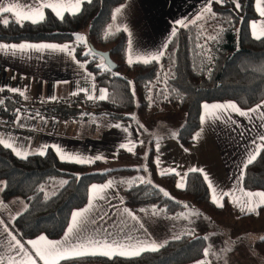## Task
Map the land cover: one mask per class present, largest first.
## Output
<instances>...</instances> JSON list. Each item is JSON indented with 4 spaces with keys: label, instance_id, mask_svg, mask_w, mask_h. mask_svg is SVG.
Segmentation results:
<instances>
[{
    "label": "trees",
    "instance_id": "trees-1",
    "mask_svg": "<svg viewBox=\"0 0 264 264\" xmlns=\"http://www.w3.org/2000/svg\"><path fill=\"white\" fill-rule=\"evenodd\" d=\"M123 1L84 2L78 14L65 13L63 19L45 9L44 22H25L23 26L12 22L15 17L10 13L0 15V41H76L75 56L85 61L95 83L108 91L106 100L89 102L77 97L50 106H36L40 115L50 110L66 119L95 114L126 121L133 119L129 114L132 111L140 117L147 111L160 116L167 107H173L183 114L174 138L186 147L199 127L202 103L231 101L241 109H249L264 100V39H254L249 31V21L258 16L254 0H240V9L232 0L213 2L211 7L216 15H206L203 19L208 28H213L212 35L203 33L200 20L188 23L187 27L177 26L176 35H171L166 42L167 48L162 49L165 55L160 61L147 65L133 63L131 66L125 59V32L110 28L113 12ZM3 19L10 23L5 26ZM82 33L84 43L77 39V34ZM89 44L95 49L108 51L116 63L115 68L109 69L98 54H88ZM26 108L34 106L24 105L20 115ZM0 110L16 111L14 106H0ZM29 123L34 128L33 123ZM118 154L126 152L119 151ZM110 163L106 160L90 164L70 163L58 159L51 149L43 156L35 153L21 159L11 149L0 145L1 197H18L25 201V207L12 221V230L23 241L37 234L58 237L67 226L71 212L85 203L89 184L110 176L115 178V186L125 205L137 216L148 211L154 214L160 209L167 216L177 218L185 207H195L211 219L233 215L228 199L224 198L222 208L212 202L200 172H187L183 189L176 187L174 174H158L151 144L144 156L143 167L142 164L139 168L117 167ZM135 171L148 175L149 179L143 183L135 180L123 184V177ZM54 180L59 184L52 187L50 183ZM241 184L246 190L264 191V151L253 164L244 167ZM161 189L169 196H165ZM263 209L259 208L258 213ZM254 214L242 216L253 218ZM177 237L180 238L162 242L164 247L158 252H145L139 257L86 256L63 260L60 264H188L203 257L204 236L188 231ZM211 263L215 264L214 261Z\"/></svg>",
    "mask_w": 264,
    "mask_h": 264
},
{
    "label": "crops",
    "instance_id": "crops-1",
    "mask_svg": "<svg viewBox=\"0 0 264 264\" xmlns=\"http://www.w3.org/2000/svg\"><path fill=\"white\" fill-rule=\"evenodd\" d=\"M10 2L12 0H4V6H9ZM14 2L23 3L24 6H27L32 5L34 0H14ZM62 2L70 6L75 0H62ZM205 5L206 0H124L117 7L122 8V11L116 14L115 19L112 17L110 28L122 31L127 28V31H124L127 37L125 59L127 61L131 54L135 60L138 55L155 54L162 50V46L171 37L173 28L177 27L175 21L195 20L196 16L203 11ZM116 9L113 15L116 13ZM254 9L256 11V0H254ZM256 13L257 18L249 21L251 35V24L253 22L257 23V29L264 23V18L260 17L257 11ZM25 42L67 44L71 54H69V51H54L51 49L28 50L24 53L17 52L15 55L0 52V88H3V91L7 93H15L18 96L17 103H14L0 91V101H3L0 106H14L17 110L19 105H25L26 101L33 98L39 99L42 106H50L77 97H83L91 102L95 100H88L87 95L92 93L80 92L81 88L92 89L95 86L97 95L99 89H106L104 86L95 83L93 74L87 69L85 61L79 60L75 56L76 41L61 43L54 41H0V43L8 44ZM129 42H131V47ZM13 88L20 91L13 92L11 91ZM20 92L24 94L21 95ZM74 92L79 94L73 95ZM53 96L56 99H51ZM228 102L231 101L205 103ZM205 103L201 104L199 127L193 132L192 142L188 146L183 147L176 141L174 138L175 132H171L170 135L168 133L162 135L155 134L156 132L151 135L147 133L144 143L147 147L144 149L143 159L151 144L156 172L160 174L161 170L174 168L177 173H180L179 176L174 174L175 185L180 181L181 176H186L189 169H203L218 194L220 192L235 194L225 198L229 200L232 208L241 210L240 206L233 203L234 199L243 200L242 193L246 191H261L244 189L241 184V177L248 155L254 151L257 145L262 143L259 137L264 135V118H262L264 117V107L252 113L250 117L240 116L229 111L221 115L219 120L206 119L202 122L201 117L204 115L203 105ZM262 103H264V100L259 104ZM255 107L256 105L251 108ZM35 108H26L24 113H21L19 121H17L19 125L27 127L30 124L29 122H32L35 130L34 137H6L2 134L0 136L11 138L18 147H22L33 154H38L39 150L47 145V150L51 149L60 159L53 147L59 146L67 153L79 155L83 158L103 156L104 159L102 160L110 161L113 164L119 159L134 155L144 142L142 141L143 131L141 128H144L145 125L135 117V120L121 121L103 115L89 114L86 116L81 115L77 119H63L59 115L55 117L42 116L40 110ZM242 110L247 111L248 109ZM160 117L161 115L154 116L153 119ZM117 124L121 127H115ZM92 125L95 128H92ZM146 125H148V122ZM129 141L136 145L134 152L119 147L121 144H128ZM253 141H255V145ZM119 151L126 152V154H118ZM122 174L120 173V175ZM201 174L203 176V173ZM114 179L110 176L104 181L90 183L85 203L71 212L68 224L61 235L56 238L46 237L50 240H63L64 234L72 221V213L88 207L89 198L92 195L91 186L103 185L109 181L112 182V187L105 190L102 199L94 201L93 208L85 215L78 229L70 237L71 242L77 243L85 239H95L116 240L124 243H150L155 241L161 244L166 237L173 235L172 225H169L170 231H168L164 226H159L154 218V220L152 219L151 222L147 223V221L129 210L115 186ZM205 182L208 186V182ZM123 184L127 183L123 182ZM209 195L212 200L211 189H209ZM24 207L25 201L22 198L3 199L0 190V222H2L0 223V257L4 259L5 264L9 259L17 256V249L9 246L12 243V235L24 245L25 250L33 253V255L34 250L27 242L43 235L37 234L23 241L12 230L11 224L14 217ZM125 209L128 211H125ZM159 211L161 212L158 213V216L164 214L162 210ZM192 211L197 213L194 208ZM183 212L190 211L185 210ZM239 214L245 215L247 213L240 211ZM164 217L169 218L166 214H164ZM204 259H207L209 264H212L211 261L214 260L213 257L208 256L205 258L203 255L202 258L188 264H198V261ZM36 260L37 264H43L38 257H36Z\"/></svg>",
    "mask_w": 264,
    "mask_h": 264
},
{
    "label": "snow or ice",
    "instance_id": "snow-or-ice-1",
    "mask_svg": "<svg viewBox=\"0 0 264 264\" xmlns=\"http://www.w3.org/2000/svg\"><path fill=\"white\" fill-rule=\"evenodd\" d=\"M84 2L90 3L91 0H75L70 6L63 3L62 0H34L32 5L24 6L23 3H17L12 0L9 3V6H4V0H0V15L4 13H11L14 15L15 20L12 22L18 23L21 26L25 22H30L32 24H39L45 21V9H51L56 17L63 19L66 12H70L72 15H76L81 11V5ZM213 2L216 3H224L225 0H206V5L201 13H199L195 20L185 21V20H177L175 24L179 27H187L188 23H196V21L201 20L204 18L205 15L215 16L216 14L213 12L211 4ZM235 4L237 9H240L241 4L240 0H232ZM122 11V8H117L116 13L113 15V19L116 18V14H119ZM256 11L259 13L260 17L264 18V0H256ZM2 23L7 26L10 21L8 19H3ZM252 29V36L256 40L264 39V23H262L257 29V23L253 22L251 24ZM119 30V29H118ZM127 31V28L124 29ZM178 31V28H173L171 35L175 36ZM111 34V33H109ZM217 37H209V39H216ZM77 39L79 42L84 43L85 38L77 34ZM129 46L131 47V42H129ZM164 49L167 48V44L162 46ZM44 49H51L54 51H69L71 54L69 46L59 45V44H52V43H19V44H8V43H0V52H4L5 54L11 53L15 55L17 52L24 53L28 50H44ZM95 55L92 49H89V53ZM165 55V51L159 50L155 54H147V55H138L135 60L133 59L132 55L130 54L127 60V63L131 66L133 63H143L145 65L150 64L152 62H158L161 58ZM3 88H0V91H3ZM13 92H19V89H11ZM80 92L92 94L87 95L88 100H106L109 98L107 89H99V94H96L95 86L92 89H84L81 88ZM23 95V92H20ZM78 92H74L73 95H78ZM51 99H56L55 96L51 97ZM3 103V101H0ZM261 107H264V103L257 104L255 108H250L247 111L242 110L235 102H228V103H216V104H208L205 103L203 105L204 115L201 117V121L204 122L206 119H213L219 120L221 115L227 113L229 111L233 113H237L240 116H251L252 113L257 112ZM264 118V117H262ZM20 117L17 116V120L19 121ZM115 127L120 128L121 125L117 124ZM199 135V134H198ZM259 140L262 142L260 145H257L254 148V151L250 153L247 157L246 163L244 165L247 168L248 165L253 164L258 156L260 155L261 151H264V135L259 137ZM255 145V141H253ZM0 145L11 149L12 152L21 159H27L29 155L33 153L23 149L22 147H18L15 142L11 138H5L0 136ZM135 143L129 141L128 144H121L119 147L122 149H126L129 152H134ZM55 148L56 153L59 155L60 160L70 162V163H79V164H90L95 163L96 161L104 159L103 156H96L94 158H83L79 155H74L71 153H67L59 146H53ZM48 146L45 145L39 150V155H45ZM159 163V161H157ZM189 172H201L203 173L205 181L208 182L209 189L212 190V202L217 207H223V200L227 196H234V193L231 192H220L217 193L216 188L213 186L212 182L209 180V177L203 169L198 168H191ZM161 175H172L175 174L177 176L180 173H177L176 170L173 169H166L161 170ZM243 175V172H242ZM141 182H145L141 180ZM185 177L181 176L180 181L177 182L176 187L178 188H185ZM112 187V182L109 181L103 185H92V195L89 198L88 207L83 208L79 211L72 213V221L68 226L67 232L64 234L63 240H50L46 236L41 235L36 239L29 240L27 243L31 245L32 249L34 250L33 253L28 252L25 250L24 245L16 239L14 235L11 236L10 247L17 249V256L9 259L7 264H37L36 257L39 258L43 264H60L63 260L68 259H75L81 258L86 256H104L112 259L113 257H125V258H132V257H139L145 252H158L164 244H158L155 241L150 243H143V242H136V243H124L121 241H108V240H95V239H85L81 242L73 243L70 240L72 234L78 229L79 225L82 222V219L85 215L93 208L94 201L96 199H102L103 193L106 189ZM2 190V189H0ZM165 196H169V193L161 189ZM243 200L234 199L233 203L241 207V211L246 213H255L258 215V209L264 207V191H257L251 192L246 191L242 193ZM219 196V198H218ZM125 211H128L125 209ZM158 214V213H154ZM2 223V222H0ZM7 231V229H5ZM180 237H175V239H179ZM264 241V237L260 238ZM166 243V242H165ZM210 250L208 248L204 249V257L207 258L209 256ZM0 264H5V261L2 257H0ZM198 264H209L207 259L202 261H198Z\"/></svg>",
    "mask_w": 264,
    "mask_h": 264
},
{
    "label": "rangeland",
    "instance_id": "rangeland-1",
    "mask_svg": "<svg viewBox=\"0 0 264 264\" xmlns=\"http://www.w3.org/2000/svg\"><path fill=\"white\" fill-rule=\"evenodd\" d=\"M203 19L199 22L200 26L203 27V33L212 35L214 32L213 28H208ZM81 35L84 37V33ZM129 114L133 117V120L138 118L145 125L144 128H141L143 131L142 141L144 142L134 155L119 159L115 164L112 163V165H127L139 168L141 164L142 167L144 166L143 153L147 147L144 144L147 133L149 135L155 132V134L159 135L166 133L170 135L171 132L176 131V128L181 123L183 114L173 107H167L165 113L156 119H153L154 116L150 111H147L145 114L143 113L141 115L142 118L136 111H132ZM147 122L148 125H146ZM147 179H149L148 175L145 176L144 173L135 171L127 173L123 177L122 183H131L135 180L145 181ZM58 184L59 181L54 180L51 181L50 186L54 187ZM193 208L197 213L192 211ZM193 208L185 207L177 218H174V215L166 218L163 213L159 216L158 214L154 215L151 211L138 216L147 221V223L151 222L154 218L159 223V226H164L168 231H170L169 225H172L173 235L168 238L166 237L167 239L165 238V240L172 239L188 231L201 234L205 237L206 248L210 250L209 256L214 258L215 264H264V243L260 239L264 237V209L258 215L254 214L253 218H247V216L239 214L240 209L232 208V216H218L211 219L203 213H199L197 208ZM185 210H189L190 212H183ZM159 212L161 211H157V213Z\"/></svg>",
    "mask_w": 264,
    "mask_h": 264
},
{
    "label": "built area",
    "instance_id": "built-area-1",
    "mask_svg": "<svg viewBox=\"0 0 264 264\" xmlns=\"http://www.w3.org/2000/svg\"><path fill=\"white\" fill-rule=\"evenodd\" d=\"M2 94L9 97L11 101H17L18 96L15 93H7L6 91H2ZM25 105L27 106H39L40 101L37 98L29 99L25 102ZM24 105H20L16 111L11 110L9 112H3L0 110V134L5 135L6 137H24V138H31L35 134V130L28 125L22 126L17 123V116L20 117V111L23 110ZM41 114V113H40ZM60 116L63 119H66L64 116H61L60 114L45 110L42 112V116H49V117H55ZM92 128H95L94 125L91 126Z\"/></svg>",
    "mask_w": 264,
    "mask_h": 264
},
{
    "label": "water",
    "instance_id": "water-1",
    "mask_svg": "<svg viewBox=\"0 0 264 264\" xmlns=\"http://www.w3.org/2000/svg\"><path fill=\"white\" fill-rule=\"evenodd\" d=\"M90 49L96 54H98L101 58L103 63L109 68V69H114L116 66V63L111 59L109 56L108 51L106 50H98L95 49L91 44L88 45Z\"/></svg>",
    "mask_w": 264,
    "mask_h": 264
}]
</instances>
